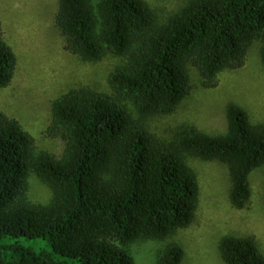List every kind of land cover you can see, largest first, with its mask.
I'll list each match as a JSON object with an SVG mask.
<instances>
[{
  "label": "trees",
  "instance_id": "1",
  "mask_svg": "<svg viewBox=\"0 0 264 264\" xmlns=\"http://www.w3.org/2000/svg\"><path fill=\"white\" fill-rule=\"evenodd\" d=\"M54 27L79 61L111 56L120 64L108 93L79 87L51 103L46 135L62 141L58 159L0 112V264H134L127 246L162 241L194 221L199 187L190 159L223 164L231 206H246L250 174L264 166V124L228 105L224 132L187 125L165 140L147 119L176 112L190 91L187 65L202 88L215 89L221 72L245 65L256 40L264 63V0H189L160 24L143 0H57ZM16 64L0 25V89ZM30 175L51 192L44 206L24 197ZM220 240L223 264H264L254 239ZM38 241L48 248L31 245ZM182 259L177 244L156 264Z\"/></svg>",
  "mask_w": 264,
  "mask_h": 264
},
{
  "label": "rangeland",
  "instance_id": "2",
  "mask_svg": "<svg viewBox=\"0 0 264 264\" xmlns=\"http://www.w3.org/2000/svg\"><path fill=\"white\" fill-rule=\"evenodd\" d=\"M143 1L160 24L189 0ZM56 11L57 0H0V25L17 60L10 86L0 89V112L19 123L34 139L37 151L58 159L64 145L46 135L51 103L79 87L108 93V77L120 60L109 56L97 63H83L65 53L54 27ZM251 45L245 65L237 71L221 72L215 89L202 88L198 72L187 65L189 94L174 114L149 117L148 130L169 140L179 127L190 125L215 136L226 130L224 109L228 105L244 110L252 125L264 124L262 42L256 40ZM189 165L197 175L199 187L194 221L162 241H138L127 246L125 251L134 264H156L169 246L177 244L183 249L181 264H223L218 245L226 236L254 239L264 256V166L250 174L251 197L243 209L237 210L229 201L230 179L223 164L190 159ZM24 197L32 205L44 206L50 201L51 192L30 175ZM31 245L48 248L40 241Z\"/></svg>",
  "mask_w": 264,
  "mask_h": 264
}]
</instances>
